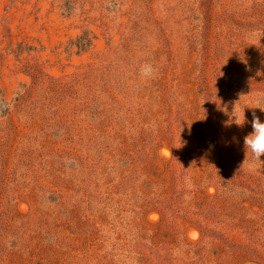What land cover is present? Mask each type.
I'll list each match as a JSON object with an SVG mask.
<instances>
[{
	"label": "rangeland",
	"instance_id": "374dc122",
	"mask_svg": "<svg viewBox=\"0 0 264 264\" xmlns=\"http://www.w3.org/2000/svg\"><path fill=\"white\" fill-rule=\"evenodd\" d=\"M257 107L264 0H0V264H264Z\"/></svg>",
	"mask_w": 264,
	"mask_h": 264
},
{
	"label": "clouds",
	"instance_id": "9594fccd",
	"mask_svg": "<svg viewBox=\"0 0 264 264\" xmlns=\"http://www.w3.org/2000/svg\"><path fill=\"white\" fill-rule=\"evenodd\" d=\"M144 75L145 76H151L152 75V68L151 66H146L143 69ZM260 108V107H257ZM261 111H264V108H260ZM235 106H234V110L233 113L235 111ZM234 117V123L238 126V127H243L244 123H245V115L243 112V118L241 119V116L233 114ZM253 119L251 121V126L253 131L248 134L247 136L244 137V149H245V154L247 156V154L250 152L253 158L254 162H261V157L264 156V123H262L259 119V117L256 116L255 112L252 113ZM233 121L230 119L227 123H226V127L230 126L231 123ZM171 154V152H170Z\"/></svg>",
	"mask_w": 264,
	"mask_h": 264
}]
</instances>
